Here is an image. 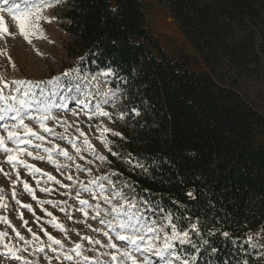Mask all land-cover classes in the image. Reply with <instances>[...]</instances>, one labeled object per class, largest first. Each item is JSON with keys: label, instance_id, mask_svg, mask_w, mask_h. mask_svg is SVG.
<instances>
[{"label": "trees", "instance_id": "trees-1", "mask_svg": "<svg viewBox=\"0 0 264 264\" xmlns=\"http://www.w3.org/2000/svg\"><path fill=\"white\" fill-rule=\"evenodd\" d=\"M165 1L206 71L158 44L143 0L63 6L67 56L85 71L112 69L126 101L122 136L107 156L120 173L112 179L189 230L192 244L180 254L195 256L193 264H264V116L239 88L243 72L261 62L264 0Z\"/></svg>", "mask_w": 264, "mask_h": 264}, {"label": "rangeland", "instance_id": "rangeland-1", "mask_svg": "<svg viewBox=\"0 0 264 264\" xmlns=\"http://www.w3.org/2000/svg\"><path fill=\"white\" fill-rule=\"evenodd\" d=\"M66 0H60L58 4L52 7L43 9V15L52 18L51 22L41 20L40 28L42 29L43 38H40L38 33L30 32L29 39L20 34L17 26V21L13 18V14L7 11L0 12V17H3V22L0 23V30L7 28L11 35L0 32V75L6 80H32V81H46L53 77L61 76L65 71L77 68L69 59L66 53V44L71 41V36L63 30L62 19L63 6ZM146 5V18L151 28L152 34L158 44L165 49L168 55L173 60H179L189 69L196 71H206L207 68L201 55L194 48L165 0H143ZM2 2V0H0ZM11 2V0H10ZM16 3L23 4V0H15ZM258 31V29H257ZM264 33V28L262 29ZM261 32V31H260ZM262 34V32H261ZM29 40L31 42H29ZM259 41V56L261 62L257 65H251L246 69L240 77L239 84L243 96L249 99L253 106L264 116V37L258 39ZM14 65V66H13ZM107 70H100L97 72L85 71V74L91 80L92 76L102 73ZM113 77L98 76V80L89 85V90L93 93L96 92V86H99L101 92L108 89L117 91L115 103L104 104L103 110L108 111L111 117L104 116H89L91 113L82 106L77 105L74 101L68 102L67 110H57L53 115L57 117L56 121L49 120L48 127H54L57 133H64L67 136L75 137L77 139V146L86 149L87 146L83 144L85 137L89 140L90 144L95 149L96 154L92 151L83 150L80 158L77 156L75 161H68L63 156H53L62 165L71 164V167H64L60 170L51 163L42 150L37 152L33 148H28L27 151H32L33 156H43L44 159H34L26 153H6L0 151V232L7 235L0 238V264H22V261L10 258L8 255V245L15 249H25L17 251L16 254L22 256L24 260L29 261V264H69L64 260L63 255L57 258V253H54L47 245L48 241L45 231L56 239L61 240L64 247L61 249L58 245H53L60 253H67V250L74 247L77 243H82L85 251L84 256L95 258L100 253H115L116 249L102 247L108 243V238L102 233L108 229L101 225L98 219H92L95 215L90 209L88 217H85L79 209L77 196V189L79 188L78 181L85 184L94 177L102 176L104 174L112 175L110 165L107 161V156L110 154L108 147L105 146L101 139V133L105 127L108 129L121 133L124 128L125 115L119 118L121 113H124L125 100L119 89H115L111 82ZM111 99V97H110ZM94 102V101H93ZM73 111L78 114L73 115ZM125 114V113H124ZM66 120L67 127H62L58 121ZM12 123V121H8ZM34 131L46 137V140H51L44 133L39 125L31 120H25ZM79 128L84 135L76 129ZM23 134V130H19ZM0 136H7V132L0 128ZM121 136H113L111 131L105 134V138L110 142L111 150L116 146L117 140ZM260 140L264 142V128L259 136ZM33 143H40L33 140ZM52 143L59 145L60 148L66 149L70 154L76 155L74 149L66 140L55 139ZM7 147L13 148L10 141H6ZM44 147H52L50 143H44ZM8 155H17L19 159L24 160L27 164L33 165V169H28L23 166L13 168L8 162ZM99 155L106 157L105 160H100ZM92 161V163H88ZM76 164H80L84 169H91V173L80 170L77 171ZM40 169L39 173H35V169ZM34 172V175L29 173ZM19 173V176L17 175ZM7 173V175H5ZM51 174L55 180H49L47 175ZM71 175L72 180L67 177ZM39 181V183H38ZM56 181H59L57 183ZM27 182L32 189L31 192L25 190L24 183ZM67 186V187H64ZM49 189V191H41V189ZM13 190L15 196H13ZM125 192H128L125 190ZM110 195V193H108ZM129 195V199L132 198ZM35 197V198H34ZM80 199L88 200L90 203L95 204L92 196L88 192H80ZM40 201H54L55 204L44 203ZM29 205V207H24ZM102 207H108L101 201ZM61 208L64 211H61ZM51 213V215H48ZM103 215V213H101ZM55 217V220H53ZM53 223H49V221ZM25 221L27 222L25 224ZM10 222V223H9ZM59 222L67 229V233L59 230L55 224ZM89 225L91 227H89ZM100 228L101 232H96L93 229ZM31 229V232H29ZM16 231L26 239L32 240V233H35L39 240L36 241L35 247L33 245H25L23 241L16 237ZM78 233V234H77ZM261 231L252 233L251 240L253 243H258V238ZM88 236L93 240H100L101 244H89L87 240H82L81 237ZM113 242L118 248L127 249L128 245L124 242L118 241L113 235ZM43 249V252L39 249ZM262 250V247H260ZM135 259L140 262L143 256L140 254H133ZM102 260L110 261L111 256H100ZM155 260V258L153 257ZM115 264V262H112ZM125 264H131L126 261ZM179 264V262H177Z\"/></svg>", "mask_w": 264, "mask_h": 264}, {"label": "snow or ice", "instance_id": "snow-or-ice-1", "mask_svg": "<svg viewBox=\"0 0 264 264\" xmlns=\"http://www.w3.org/2000/svg\"><path fill=\"white\" fill-rule=\"evenodd\" d=\"M60 0H23V4L16 3L15 0H2L0 2V12L7 11L13 14V18L17 21L20 34L25 39H29L30 32L38 33L40 38H43L42 29L40 28V21L50 23V17L43 15V9L52 7L58 4ZM115 11V9H113ZM3 22V17H0V23ZM0 32L11 35L8 29L5 27ZM29 42H31L29 40ZM83 57L80 61H83ZM14 66V65H13ZM115 73L112 69H108L97 76H92L89 80L85 74V70L82 67L73 68L65 71L61 76L53 77L46 81H32V80H6L0 75V128H3L7 132V136H0V151L6 153H26L28 156L34 159H44L43 156H33L32 151H27L28 148H33L37 152L43 151L47 153L48 160L53 163L58 170L64 167H71V164L62 165L57 160L53 159V156H63L68 161H75L77 156L83 158L81 153L83 150L92 151L96 154L95 149L90 144L87 137L83 140V144L87 146L86 149H82L77 146V139L75 137L67 136L64 133H57L54 127H48L47 122L49 120L56 121L57 117L53 115L54 111L67 110L68 102L74 101L77 105L82 106L83 109H87L92 116H104L111 117L108 111L103 110V105L108 103H115L117 91L114 89H108L101 92L99 86H96V92L93 93L89 90V85L98 80V76L104 77L113 76ZM111 97V99H110ZM94 101V102H93ZM135 111V110H133ZM76 111H73V115H77ZM138 114V113H137ZM124 113L120 114L119 118H123ZM25 120H31L37 123L40 129L51 137V140H46L44 135L34 131ZM12 121V123H8ZM58 124L62 127H67L66 120L58 121ZM20 129L23 130V134L20 133ZM77 132L83 136L84 133L77 128ZM113 136H121V133L112 131L105 127L101 133V139L108 150L111 152L110 142L105 138V134L110 132ZM60 139L66 140L68 144L72 146L75 151V156L70 154L68 150L60 148L59 145L52 143L53 140ZM33 140L40 143H33ZM6 141H10L15 147H7ZM44 143L52 144V147H44ZM112 155H118L112 152ZM100 160H105L106 157L99 155ZM6 162L10 163L13 168L23 166L28 169H33L34 166L27 164L24 160L19 159L17 155H8ZM92 163V161H88ZM77 171L85 170L91 173V169H84L82 165L76 164ZM141 166V165H136ZM2 171V169H0ZM40 169H35V173H39ZM34 172L30 171V175H34ZM7 175V173H5ZM19 176V173L17 172ZM48 176L49 180H55V177L51 174L44 173ZM112 175L119 176L120 173H113ZM112 175L104 174L102 176L92 177L87 184L78 181L79 188L76 198L81 205L79 211L83 213L85 217H88L89 212L86 209H90L95 215L92 219H98L100 224L105 226L108 231H103V235L108 238V243L102 245L111 249H116L119 253L117 256L115 253L109 254L107 252L100 253L95 258L84 256L85 251L82 243H77L74 247L67 250V253H60L53 245H58L63 249L64 245L61 240L49 235L46 230L45 235L48 237L50 243L47 245L54 253H57V258L63 255L64 260L69 264H125L126 261H130L131 264H193L196 257H182L180 252L185 244H192L189 236V230H181L176 223L173 222L172 213H165L164 208L147 199L143 196H132L129 199L130 192H125V188H131L127 182L113 181ZM72 180L73 177L69 175L67 177ZM59 183V181H56ZM39 183V181H38ZM25 190L31 192L27 182L24 183ZM67 187V186H64ZM2 191V190H0ZM41 191H49V189H41ZM88 192L95 204L90 203L88 200L80 199V192ZM110 193V195L108 194ZM13 196L15 192L13 190ZM35 198V197H34ZM2 199V197H0ZM103 204L108 207H102ZM41 204L50 203L55 204L54 201H40ZM0 206H4L0 204ZM29 207V205H24ZM61 211H64L61 208ZM103 213V215H101ZM51 215V213H48ZM4 219L0 217V220ZM55 220V217H53ZM10 223V222H9ZM27 222L25 221V224ZM53 223V221H49ZM55 226L67 233V229L62 224L57 222ZM89 227H91L89 225ZM192 229H196V225L191 226ZM96 232H101L100 228L93 229ZM31 232V229H29ZM78 234V233H77ZM7 234L0 232V238L5 237ZM113 235L115 239L124 242L128 245L127 249L118 248L113 242ZM225 237L228 233L223 234ZM16 237L23 241L25 245H33L35 247L36 241L39 237L32 233V240H26L19 231H16ZM82 240H87L89 244H101L100 240H93L91 237L83 236ZM8 247V255L12 259L22 261V264H29V261L24 260L22 256L16 254L17 251L25 249H15L14 247L3 245ZM179 246V247H178ZM43 252V249H39ZM213 251H216L213 249ZM134 253L143 256V260L138 262L135 259ZM110 255V261H105L100 256ZM155 258V260L153 259Z\"/></svg>", "mask_w": 264, "mask_h": 264}]
</instances>
